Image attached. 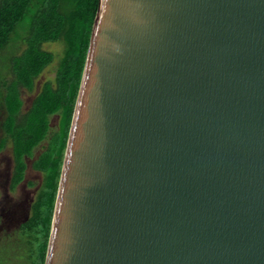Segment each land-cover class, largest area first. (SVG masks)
<instances>
[{
  "label": "water",
  "instance_id": "obj_1",
  "mask_svg": "<svg viewBox=\"0 0 264 264\" xmlns=\"http://www.w3.org/2000/svg\"><path fill=\"white\" fill-rule=\"evenodd\" d=\"M44 264H264V0H98Z\"/></svg>",
  "mask_w": 264,
  "mask_h": 264
},
{
  "label": "trees",
  "instance_id": "obj_2",
  "mask_svg": "<svg viewBox=\"0 0 264 264\" xmlns=\"http://www.w3.org/2000/svg\"><path fill=\"white\" fill-rule=\"evenodd\" d=\"M98 0H0V149L12 146L13 189L24 177L25 158L47 138L31 167L43 181L29 216L0 244V264H44L50 222L68 129ZM20 27V29H19ZM21 27H23L21 29ZM59 42L54 81H44L30 107L22 112L20 87L34 80L56 58L42 46ZM59 115L49 137V118ZM8 237V236H7Z\"/></svg>",
  "mask_w": 264,
  "mask_h": 264
},
{
  "label": "rangeland",
  "instance_id": "obj_3",
  "mask_svg": "<svg viewBox=\"0 0 264 264\" xmlns=\"http://www.w3.org/2000/svg\"><path fill=\"white\" fill-rule=\"evenodd\" d=\"M23 27H21L22 29ZM20 29V27H19ZM53 52L56 56L54 61L48 65L35 80L34 89L31 92L22 89L21 98L23 100L21 111H26L35 95L37 94L41 83L50 80L54 81L55 71L58 64V57L62 50V44L59 42H48L42 46ZM59 115L53 114L49 118V132L47 137L58 128ZM47 145V138L41 141L33 151V157L26 158L27 167L24 171V178L19 182L13 190L10 189L9 182L13 168V157L11 151V144H7L0 151V244L7 241H12L14 238L13 229L18 220L22 218L31 203L35 198L38 189L43 181V175L39 171L31 167V162ZM7 234V236L3 235ZM15 237V236H14Z\"/></svg>",
  "mask_w": 264,
  "mask_h": 264
},
{
  "label": "flooded vegetation",
  "instance_id": "obj_4",
  "mask_svg": "<svg viewBox=\"0 0 264 264\" xmlns=\"http://www.w3.org/2000/svg\"><path fill=\"white\" fill-rule=\"evenodd\" d=\"M39 75H40V74H39ZM37 78H38V77H37ZM37 78H36V79H37ZM36 79H35V80H36ZM35 80H34V82H35ZM34 85H35V83H34ZM41 85H42V83H41ZM41 85H40V87H41ZM40 87H39V89H40ZM22 89H25V88L20 87V95H21V91H22ZM33 89H34V88H33ZM25 90H26V89H25ZM26 91H28V90H26ZM38 91H39V90H38ZM28 92H31V91H28ZM37 93H38V92H37ZM36 95H37V94H36ZM36 95H35V96H36ZM20 98H21V96H20ZM21 99H22V98H21ZM22 102H23V100H22ZM31 103H32V102H31ZM22 112H24V111H22ZM7 144H9V143H7ZM7 144H6V145H7ZM6 145H5V146H6ZM3 148H4V147H3ZM3 148H2V149H3ZM2 149H0V151H1ZM43 149H44V148H43ZM11 151H12V146H11ZM33 151H34V150H33ZM37 156H38V155H37ZM37 156H36V157H37ZM12 157H13V155H12ZM32 157H33V156H32ZM36 157H35V158H36ZM24 158H25V163H26V158H31V157H24ZM35 158H33V160H34ZM33 160H32V161H33ZM31 163H32V162H31ZM13 167H14V160H13ZM26 167H27V163H26ZM25 169H26V168H25ZM12 172H13V168H12ZM40 173H41V172H40ZM11 178H12V173H11V177H10L9 186H11ZM23 178H24V177H23ZM21 181H22V180H21ZM21 181H20V182H21ZM17 184H18V183H17ZM17 184H16V185H17ZM14 188H15V187H14ZM14 188H13V189H14ZM10 189L13 190L11 187H10ZM36 194H37V193H36ZM34 199H35V198H34ZM34 199H33V200H34ZM33 200L31 201V203L33 202ZM31 203H30V205H29V208H28L26 214H25L22 218L20 217V219H18V218L16 219V220H18V222L16 223V226L14 227V229H16V228L18 227V225H19L21 222H23V221L29 216ZM2 214H3V213L0 212V216H2ZM14 229H13V230H14ZM3 235L7 236V234H3Z\"/></svg>",
  "mask_w": 264,
  "mask_h": 264
}]
</instances>
